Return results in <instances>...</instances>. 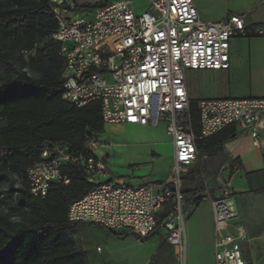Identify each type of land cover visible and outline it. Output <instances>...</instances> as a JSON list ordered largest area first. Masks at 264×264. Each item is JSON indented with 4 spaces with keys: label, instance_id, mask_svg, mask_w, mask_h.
<instances>
[{
    "label": "built area",
    "instance_id": "obj_1",
    "mask_svg": "<svg viewBox=\"0 0 264 264\" xmlns=\"http://www.w3.org/2000/svg\"><path fill=\"white\" fill-rule=\"evenodd\" d=\"M150 10L136 14L131 0H103L84 17L65 18L73 0H52L50 9L58 27L47 39L60 44L64 60L61 73L63 100L78 107L100 101L105 123L140 126L166 123L173 139L175 157L171 178L133 186L119 180L96 183L105 172L93 156L71 154L62 145L45 148L38 161L27 170L30 193L45 198L53 182L69 183L63 167L75 165L94 184L73 202L68 220L100 225L143 239L159 229L167 232V242L185 264L183 174L199 161L197 140L213 136L229 125L248 132L253 145L261 146L264 127V97L200 99V133L193 129L187 73L221 71L230 67V41L247 37L245 15L233 14L220 21L202 20L196 0H150ZM254 35H264L256 27ZM86 146L99 147L95 137ZM222 164L217 174V195L209 199L215 226L239 217L235 192L229 186ZM210 186L206 185L209 192ZM171 212L164 215L166 206ZM246 239L242 224L232 235L215 237L216 264H250L242 253ZM101 250L100 247L97 248Z\"/></svg>",
    "mask_w": 264,
    "mask_h": 264
},
{
    "label": "trees",
    "instance_id": "obj_2",
    "mask_svg": "<svg viewBox=\"0 0 264 264\" xmlns=\"http://www.w3.org/2000/svg\"><path fill=\"white\" fill-rule=\"evenodd\" d=\"M51 2L0 0V44H12L30 54V65L39 72L37 77L25 72L8 74L0 82V179L14 173L22 183L14 197L0 196V264H86L84 252L71 234L79 223L68 220V210L94 184L75 165L62 169L69 183L53 182L45 198L33 196L27 180L28 168L40 159L45 148L62 145L71 154L97 158L86 142L102 133L106 125L100 101L78 107L62 98L64 60L59 54L60 44L47 39L58 27ZM255 28L251 32L247 29V37L254 35ZM6 59V55H0V61L6 63ZM198 102L190 101L197 134ZM240 133L237 125H229L213 136L198 139V151L213 157ZM201 190L203 187L184 189L185 205L199 204ZM8 199L16 219L3 211ZM170 212L168 205L164 215ZM108 231L119 238L129 235Z\"/></svg>",
    "mask_w": 264,
    "mask_h": 264
},
{
    "label": "rangeland",
    "instance_id": "obj_3",
    "mask_svg": "<svg viewBox=\"0 0 264 264\" xmlns=\"http://www.w3.org/2000/svg\"><path fill=\"white\" fill-rule=\"evenodd\" d=\"M77 5L75 9L68 8L65 18L84 17L89 11L100 6L103 0H73ZM135 13L142 14L150 10V0H131ZM199 11L204 19H216L224 12L253 7L254 0H197ZM0 55H6V63L0 61V82L8 74L17 76L23 72L29 76L37 77L39 72L30 65V54L12 44H0ZM190 99H205L216 97L219 94L216 78L213 71H189L187 73ZM235 140L241 152L246 170L242 172L245 177L250 171L262 177L264 174L258 168H263V148H256L249 133L241 129ZM99 147L94 149L97 159L104 165L105 172L100 174L95 182L105 183L109 180L137 186L145 182L165 181L171 178L174 168L175 149L173 139L167 134L166 123L161 121L158 125L140 126L128 123H106L102 133L95 134ZM264 141V139H263ZM262 144V141H261ZM216 156V155H215ZM214 157L200 152L199 161L190 167V171L183 174L184 189L205 187L206 184L217 185V174L221 163ZM227 177V172L223 173ZM236 178V181L239 179ZM21 180L14 173L0 179V196H15V189L21 187ZM206 191H200L205 193ZM236 205L240 210V218L223 222L218 227V235L225 236L238 223L246 230L247 237L243 242V254L252 264H264V193L258 195H234ZM3 207L5 214L16 219L12 211V202L7 200ZM184 217L186 221L185 237L187 241V257L185 264H214L213 252L204 249L200 240L193 237V227L188 219L194 212L195 206L184 204ZM203 217L210 214V205L203 201L200 205ZM196 209V207H195ZM77 247L84 252L86 264H182L177 259L174 246L166 242L164 231L155 232L148 240L138 239L135 235H128L119 239L108 229L95 224L79 223L71 231ZM100 247L101 251L97 248Z\"/></svg>",
    "mask_w": 264,
    "mask_h": 264
},
{
    "label": "crops",
    "instance_id": "obj_4",
    "mask_svg": "<svg viewBox=\"0 0 264 264\" xmlns=\"http://www.w3.org/2000/svg\"><path fill=\"white\" fill-rule=\"evenodd\" d=\"M197 1V0H196ZM252 1V0H251ZM255 3L253 7L241 8L236 10H228L222 15L218 16L216 19H204L199 11V15L202 20L205 21H220L226 16L233 14L245 15V22L247 29L251 32L256 26L264 28V0H254ZM216 80V85L218 87L219 94L216 97L207 98H222V97H233V98H248V97H264V35H252L248 37L236 36L231 38L230 41V67L227 70L213 71ZM189 87V86H188ZM190 95V94H189ZM248 133V132H247ZM264 127L260 131V141L262 144L260 147H264ZM241 152L238 150L237 145L229 141L225 144L224 150L219 151L216 156L218 157L217 162L212 164H227L230 162L234 163V166L230 169L225 170L229 177V186L233 189L235 194L242 195H258L264 193V184L261 182L262 177L260 175L253 174L250 171L243 177L241 174L246 170V165L243 158L240 156ZM212 160H214V157ZM262 163L264 165V154L262 155ZM190 171V169L188 170ZM259 172H263V168H258ZM239 179L236 181V178ZM147 183V182H145ZM206 185L210 186L211 189L208 192L206 190ZM203 187L205 193H200L199 196H204L210 194L211 197L217 195V185L206 184ZM203 201H207L210 205V214L203 217L200 205ZM194 212L189 217L188 221L193 227L192 235L200 240V244L204 249L209 248L213 252L214 264L215 261V248L214 241L218 234L217 227L215 226L213 220V211L209 199L201 200L199 204L194 205ZM238 207V206H237ZM239 210V207H238ZM240 218V210L239 217ZM240 224V223H239ZM186 227V221H185ZM223 230L228 232L227 235H232L234 233L235 227L230 230L227 228ZM164 231L166 234L167 242V232L164 229H159L156 233ZM246 231V230H245ZM130 235V233H128ZM155 233H153L154 235ZM134 235V234H132ZM137 236V235H135ZM127 237V236H126ZM138 237V236H137ZM247 237V234H246ZM119 238V237H117ZM125 238V237H124ZM123 239V238H119ZM139 239V237H138ZM144 239V238H143ZM241 243L242 253H243V242ZM187 246V241H186ZM101 251V250H100ZM243 257L245 258L244 254ZM247 260V258H245ZM252 264L249 260H247Z\"/></svg>",
    "mask_w": 264,
    "mask_h": 264
}]
</instances>
